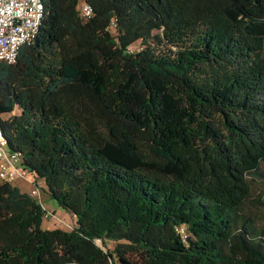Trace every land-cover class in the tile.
I'll return each mask as SVG.
<instances>
[{
  "label": "trees",
  "instance_id": "trees-1",
  "mask_svg": "<svg viewBox=\"0 0 264 264\" xmlns=\"http://www.w3.org/2000/svg\"><path fill=\"white\" fill-rule=\"evenodd\" d=\"M42 1L0 61V126L76 224L42 228L0 180V264H264L239 211L264 162V0Z\"/></svg>",
  "mask_w": 264,
  "mask_h": 264
},
{
  "label": "built area",
  "instance_id": "built-area-1",
  "mask_svg": "<svg viewBox=\"0 0 264 264\" xmlns=\"http://www.w3.org/2000/svg\"><path fill=\"white\" fill-rule=\"evenodd\" d=\"M77 1L80 16H91V0ZM43 16L42 0H0V61H15L19 48L37 35ZM18 177L31 183L29 194L42 206V216H49L50 212L40 200L44 180L35 171L23 166L17 151L7 148V138L0 126V180L11 181ZM181 232L184 233L183 227Z\"/></svg>",
  "mask_w": 264,
  "mask_h": 264
},
{
  "label": "rangeland",
  "instance_id": "rangeland-1",
  "mask_svg": "<svg viewBox=\"0 0 264 264\" xmlns=\"http://www.w3.org/2000/svg\"><path fill=\"white\" fill-rule=\"evenodd\" d=\"M142 46L139 40L133 42L130 48L139 49ZM250 190L247 198L239 208L242 215L250 217L258 229L264 231V202L260 199L264 196V162H259L256 168L248 175ZM12 185L17 186L21 191L29 192L32 185L22 177L14 178ZM40 200L43 206L50 212L49 216H42L40 226L44 229L61 227L71 229L76 224V216L70 210L60 206L57 201L49 194L47 188L41 189ZM96 241L103 245L100 239ZM108 247H113L114 242L107 240Z\"/></svg>",
  "mask_w": 264,
  "mask_h": 264
}]
</instances>
